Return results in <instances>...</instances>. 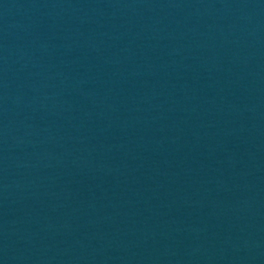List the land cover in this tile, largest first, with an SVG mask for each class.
<instances>
[{"label":"water","instance_id":"1","mask_svg":"<svg viewBox=\"0 0 264 264\" xmlns=\"http://www.w3.org/2000/svg\"><path fill=\"white\" fill-rule=\"evenodd\" d=\"M0 264H264V0H0Z\"/></svg>","mask_w":264,"mask_h":264}]
</instances>
